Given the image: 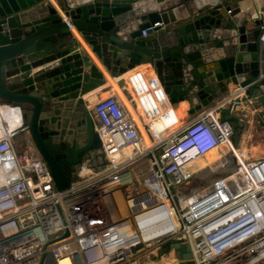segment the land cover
<instances>
[{
	"label": "built area",
	"instance_id": "built-area-1",
	"mask_svg": "<svg viewBox=\"0 0 264 264\" xmlns=\"http://www.w3.org/2000/svg\"><path fill=\"white\" fill-rule=\"evenodd\" d=\"M124 79L142 105L133 96L131 109L115 93L96 97L90 113L99 144L62 190L42 157L16 150L13 136L24 123L11 126L1 107L10 116L16 110L0 106V264H60L64 258L68 264H141L167 254L180 263L173 247L160 253L172 240L188 244L192 264H264V156L237 154L233 124L218 106L186 122L183 117L152 143L154 132L140 116L149 122L170 111V94L148 61L129 68ZM236 91L251 103L243 88ZM221 143L229 145L234 165L204 188L193 187L192 160ZM152 196L176 222L148 241L130 215L116 216L115 210L131 198ZM233 212V220L219 223Z\"/></svg>",
	"mask_w": 264,
	"mask_h": 264
},
{
	"label": "water",
	"instance_id": "water-1",
	"mask_svg": "<svg viewBox=\"0 0 264 264\" xmlns=\"http://www.w3.org/2000/svg\"><path fill=\"white\" fill-rule=\"evenodd\" d=\"M254 3L0 0V106L19 113L61 190L71 186L73 172L99 144L84 98L97 86L108 89L115 82L131 99L123 74L138 63L154 65L165 84L161 64L201 108L216 104L228 120L230 109L218 102L243 88L261 106L264 126V17ZM242 125L237 119L234 146ZM150 199L154 212L167 217L165 204ZM169 247L180 264H192L188 244L167 241L160 253Z\"/></svg>",
	"mask_w": 264,
	"mask_h": 264
},
{
	"label": "crops",
	"instance_id": "crops-1",
	"mask_svg": "<svg viewBox=\"0 0 264 264\" xmlns=\"http://www.w3.org/2000/svg\"><path fill=\"white\" fill-rule=\"evenodd\" d=\"M254 1H255L254 3L255 7L259 9L258 10L259 14L264 17V0H254ZM138 64H142V63H138ZM127 70L125 71L123 76L126 74ZM113 79L116 80L117 78H113ZM175 82L178 85L182 86L185 91V88L181 83L177 81ZM102 87L103 86H97L94 90L89 92L87 97L84 98L85 102L90 107V109L97 96H99L100 94L103 95V94L114 93L112 89L113 87L108 89H103ZM129 89H131V87H129ZM132 96L136 99L137 105L140 107L142 104L140 103V100L137 97V95L133 93ZM218 103H221L222 105H226L230 109V113L232 114V119L230 121L232 122L233 127L236 126L237 119H241L243 121L242 131L240 134V138L236 144V149H238L239 152L243 154L245 157H250L252 159L263 157L264 156V126L260 119L261 106L253 102L249 104L245 103V101L242 100V97L239 96V93L237 94L236 90L229 92ZM215 105L212 106L210 105L209 107L202 109L203 111H205L206 109L215 107ZM5 108L6 106L1 107V113L3 114V116H5L6 119L15 120L13 115L10 116L9 113L5 111ZM187 110H188L187 103L184 101L179 102L175 108L171 109V116L174 120V123L169 124L166 127L167 128L171 127L172 125L176 124L177 121L178 122L181 121L183 117H184L183 118L184 122H186V120H188L189 118L194 117V116L187 117L186 116ZM144 123L146 124L149 123L151 130L154 132L153 140L158 141L162 138L160 136L161 128L165 125L163 124L160 115L153 117L151 120H149V122L146 121L145 119ZM13 142L15 144L16 150L19 153H24V154L31 153L33 155H37L35 149L33 148L29 140V135L26 131V124H23L22 128H20L14 134ZM215 153H213L212 155H214Z\"/></svg>",
	"mask_w": 264,
	"mask_h": 264
},
{
	"label": "bare ground",
	"instance_id": "bare-ground-1",
	"mask_svg": "<svg viewBox=\"0 0 264 264\" xmlns=\"http://www.w3.org/2000/svg\"><path fill=\"white\" fill-rule=\"evenodd\" d=\"M157 67L158 69L160 68L162 69V72H163L162 76L164 77L167 90L170 94L172 108H175L179 102L184 101L188 105V110L186 113L187 117L195 116L198 113L203 111L200 104L196 101L195 97L191 93L186 92V90L184 91L182 86L178 85L175 81H172L170 75L166 72V68H163L161 64L157 65ZM112 89H113V92L116 93L118 97L128 106V108L131 109L130 101L122 93L121 89L115 84V82H113ZM171 109L170 111L162 113L160 115L162 118V122L165 125L161 128V134H160L161 137L171 132L176 127H178L182 122V120L179 122L177 121L176 124L172 125L171 127H168V128L166 127L167 125L174 123V120L171 116ZM14 119L15 120L8 119L11 126H15L21 122V118L19 117L18 112L16 111H14ZM140 120H141L140 121L141 123L145 122V118L140 117ZM143 133L145 135V139L149 141L148 134L145 129H143ZM153 142H155V140H152V143ZM222 145H228V144L221 143L218 147H221ZM218 147H214L210 149L202 156L206 158L211 156L213 153L217 151ZM235 151L237 152L238 155H241L238 149L235 148ZM202 156L195 157L192 160V162L196 159H199ZM222 160L223 158H220L217 162H215L216 164L214 165H217V163L219 164L220 162H222ZM105 168L106 166H101L100 169L103 170ZM155 204L156 203L152 202L151 199L149 198L136 197L131 200H127L124 203H118L117 206H118V210L121 213L128 212V215L132 217V223L135 224L137 229H144V230L147 229L144 232V234L146 235L144 239L151 241V240L160 238L162 235L172 230L174 223L176 222L174 216L170 215L169 217H170L172 224L171 225L167 224L169 220L166 216L164 215L160 216L159 213H157V211L154 212L153 208L155 207L154 206ZM235 216H236V213L233 212L229 214V216H227L226 218L220 219L219 223L220 224L228 223L230 222V220H233ZM160 259L162 258H158V259L142 258L141 264H173L175 263L174 262L175 258L171 259L168 256H165L162 260ZM257 261L258 260L253 259L249 262L256 263ZM60 264H68L67 258L61 259Z\"/></svg>",
	"mask_w": 264,
	"mask_h": 264
},
{
	"label": "rangeland",
	"instance_id": "rangeland-1",
	"mask_svg": "<svg viewBox=\"0 0 264 264\" xmlns=\"http://www.w3.org/2000/svg\"><path fill=\"white\" fill-rule=\"evenodd\" d=\"M235 148H236V145H235ZM229 149H230V147L228 145H222L221 147H218V149L214 155L209 156L207 158L202 156L199 159L194 160L192 163V168L195 169V174H194L193 178L191 179L190 184L193 187L204 188L205 185L214 176L219 175V174H223L225 171L231 169L232 166H231L230 162L233 160V159L231 160V158H230V160L226 159L220 165L218 163H217V165H214V164H216L215 162H217L220 158H225L227 156L230 157ZM160 150H161V145H158L156 147L155 151H156V153H159ZM246 158L248 160L252 159L250 157H246ZM131 166L133 167V165H131ZM136 166L134 165V168ZM115 214H116V216H122V215H127L128 212L121 213L118 210H115ZM165 256H168L171 259H174L173 255H171V254L153 256L152 259H158V258L163 259ZM162 259H160V260H162ZM174 262L175 263H173V264H180L179 261L177 262V259H174Z\"/></svg>",
	"mask_w": 264,
	"mask_h": 264
},
{
	"label": "flooded vegetation",
	"instance_id": "flooded-vegetation-1",
	"mask_svg": "<svg viewBox=\"0 0 264 264\" xmlns=\"http://www.w3.org/2000/svg\"><path fill=\"white\" fill-rule=\"evenodd\" d=\"M36 154L38 155L39 154V151L38 150H35Z\"/></svg>",
	"mask_w": 264,
	"mask_h": 264
}]
</instances>
